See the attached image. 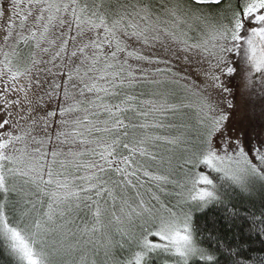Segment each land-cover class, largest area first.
I'll list each match as a JSON object with an SVG mask.
<instances>
[{"label":"snow or ice","instance_id":"1","mask_svg":"<svg viewBox=\"0 0 264 264\" xmlns=\"http://www.w3.org/2000/svg\"><path fill=\"white\" fill-rule=\"evenodd\" d=\"M0 264H264V0L0 5Z\"/></svg>","mask_w":264,"mask_h":264},{"label":"trees","instance_id":"2","mask_svg":"<svg viewBox=\"0 0 264 264\" xmlns=\"http://www.w3.org/2000/svg\"><path fill=\"white\" fill-rule=\"evenodd\" d=\"M245 203H247V202H245ZM248 206L251 207L252 205H251V204H248ZM258 207H259V203L257 202V208H258ZM211 214H212V212L209 211V215H211ZM204 219H205L204 216H201V217H200L201 222H203ZM248 227H249V225H247V224L244 226V228H245V233H247V229H248ZM233 231L235 232L236 229H233ZM251 242L253 243V246H258V245H259V241L255 238V236H253V237L251 238Z\"/></svg>","mask_w":264,"mask_h":264},{"label":"rangeland","instance_id":"3","mask_svg":"<svg viewBox=\"0 0 264 264\" xmlns=\"http://www.w3.org/2000/svg\"><path fill=\"white\" fill-rule=\"evenodd\" d=\"M6 4V0H0V5H5Z\"/></svg>","mask_w":264,"mask_h":264}]
</instances>
